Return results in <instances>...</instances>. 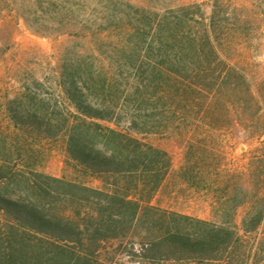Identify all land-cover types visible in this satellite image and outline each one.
<instances>
[{"label": "trees", "instance_id": "obj_1", "mask_svg": "<svg viewBox=\"0 0 264 264\" xmlns=\"http://www.w3.org/2000/svg\"><path fill=\"white\" fill-rule=\"evenodd\" d=\"M111 1L136 11L100 24L126 35L118 75L84 56L63 67L61 98L34 79L0 105V264H113L101 252L115 242L130 243L136 259L264 264V155L236 170L219 146L237 126L264 136L262 84L228 50L248 39L249 21L224 0H211L207 18L199 3L159 13ZM151 133L184 146L172 177L212 196L214 219L172 211L162 220L153 200L173 159L142 137ZM59 146L75 179L41 168Z\"/></svg>", "mask_w": 264, "mask_h": 264}, {"label": "rangeland", "instance_id": "obj_2", "mask_svg": "<svg viewBox=\"0 0 264 264\" xmlns=\"http://www.w3.org/2000/svg\"><path fill=\"white\" fill-rule=\"evenodd\" d=\"M127 1L155 9L159 13L193 3L201 4L205 18L212 11L211 0ZM224 2L229 11L237 7L239 18L249 21L248 39L240 41L234 38L228 44L232 54L230 60L245 66L250 77L261 83L264 91V0ZM127 8L125 4L113 3L111 0H0V105L34 79L41 81L43 93L61 98L58 79L63 67L69 62L82 60L84 56L92 63L95 71L105 68L109 77L118 75V51L126 35L118 29L108 32L100 24L106 22L109 12L121 16ZM129 11L134 17L135 9ZM130 76L132 78L133 75ZM248 134V131L237 126L223 132L219 139L221 155L231 169L242 170L250 160H258L264 155V136L250 137ZM142 137L167 149L173 159L168 183L153 200L154 204L161 207L162 220H168L172 211L214 219L212 196L184 189L172 177L183 162L184 146L168 135L151 133ZM41 168L57 177L75 179L76 176L62 146L47 153ZM91 183L99 184L97 180ZM243 213L244 209L239 208L237 223ZM183 223L185 227L191 228V222ZM139 246L136 244L135 250ZM130 250L131 244L128 242L120 245L116 242L108 243L101 257L113 258V264H177L170 259H136V256L129 254Z\"/></svg>", "mask_w": 264, "mask_h": 264}]
</instances>
